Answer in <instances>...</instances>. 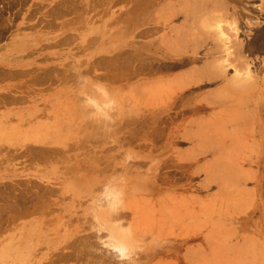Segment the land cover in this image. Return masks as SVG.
Wrapping results in <instances>:
<instances>
[{"label":"rangeland","instance_id":"rangeland-1","mask_svg":"<svg viewBox=\"0 0 264 264\" xmlns=\"http://www.w3.org/2000/svg\"><path fill=\"white\" fill-rule=\"evenodd\" d=\"M213 1L226 2L231 9L226 12L209 6L192 15L193 9L202 7L206 0H90L58 4L59 42L72 41L68 35L72 27L67 22L78 17L76 13L64 15L69 8L86 7L90 24L99 19L104 26L114 23L128 33H109L105 29L100 36H90V45H101L103 56L101 67L95 69L100 72L98 80L90 82L89 89L78 91L83 130L76 132L80 145L69 166V178L77 196L82 189L86 191L77 201L67 200L68 227L63 230L72 244L59 251L56 259L40 260L26 252L20 254V262L264 264V145H257L258 138L247 140L240 158L228 164L236 175L235 192L228 199L221 197L217 182L203 187L205 172L197 170L217 156L198 157L192 160L193 165L179 161L187 154L194 157L192 141L183 137L184 131L195 133L194 123L200 124L224 111L211 105L194 114L178 107V103L183 98L207 96L222 84L221 78L200 80L195 69L206 59L219 57L223 42L216 26L219 22L229 29L234 14L239 19L237 16L242 13L245 21L252 20V24L241 23L238 38L229 36L224 26L222 29L229 38H235L234 42L249 43L244 61L250 72L254 71L251 74L258 76L264 95V47L260 46H264V0ZM78 20L82 21L81 16ZM200 39L206 42L194 48ZM234 42H228L233 46L232 56ZM209 51L213 52L212 57L205 56ZM231 63L225 69L227 78L237 72L236 62ZM237 73L244 74L246 70ZM189 80L194 81L179 89L178 98L168 103L177 94L175 87L180 86L179 82L183 86ZM189 169L196 173L191 176ZM140 184L145 190L138 193ZM14 199L18 200L17 196ZM13 240L19 244L11 243ZM21 242L11 236L0 244V264H12L13 251L28 250Z\"/></svg>","mask_w":264,"mask_h":264},{"label":"crops","instance_id":"crops-1","mask_svg":"<svg viewBox=\"0 0 264 264\" xmlns=\"http://www.w3.org/2000/svg\"><path fill=\"white\" fill-rule=\"evenodd\" d=\"M75 2L90 0H0V208L9 209L0 210V244L13 236L28 249L13 251V258L29 252L53 260L72 244L63 230L67 200L86 191L77 196L69 178L80 145L76 132L83 130L78 91L98 80L103 56L90 36L105 29L128 33L99 19L90 24L86 7L69 8L64 15L76 13L82 21L73 16L67 22L72 41L59 42L58 4Z\"/></svg>","mask_w":264,"mask_h":264},{"label":"bare ground","instance_id":"bare-ground-1","mask_svg":"<svg viewBox=\"0 0 264 264\" xmlns=\"http://www.w3.org/2000/svg\"><path fill=\"white\" fill-rule=\"evenodd\" d=\"M219 2L218 1H213V0H206V3L202 7H199L198 9L197 8L193 9V12H192L193 14L192 15H196L199 12L205 11L207 9V7H209V6H212L214 10L215 9L216 10H222V11H226V12H227V10L231 9L228 3L224 2V3H220L219 4ZM209 3H211V5H209ZM235 8H237V7H235ZM243 10H244V8H243ZM176 12L178 13V11H176ZM177 13H175L174 16H176ZM167 15H168V13H167ZM241 15H243V14L241 13ZM241 15L237 16V17H239V19L235 18L236 17L235 14H234V16L232 15V17H231L232 18V22H230L231 24L229 23V25L232 26V27H230L229 29H225V26L221 25L218 22V24L216 26L217 27L216 30H218L219 38H221L220 41L223 42V45L221 46V49L218 51V53L220 55H219V57L214 58L211 61L206 59L205 61H203L202 65H200L199 67H197L195 69L196 76L200 80H205L206 79L207 81H214V80H217V79L221 78L222 79V84L217 86L215 91L209 93L207 96L197 97V98L192 99V100H190V99L184 100V98H183V99H180L179 103L177 101L178 107H180V108H188L187 111H190V112H192L194 114L198 113L200 110L207 109L211 105H214V107H216V108H218V107L222 108L224 110V111L221 112L220 116H217L215 118L210 116L211 118L209 120H204L203 119L200 124H199V122H197V124L194 123L195 126L197 127L196 128L197 130H196L195 133H189V132H187V130L184 131L183 137L187 138V139H190L192 141V146L194 148L193 149L194 151L192 150L193 151L192 153L194 154V157H192V154H191V157H189L190 154H187V155H184L182 158L180 157L179 161L182 160L183 162H188V163L190 162L191 163L193 159H197L198 157L205 158L208 155H210L212 157L217 156L216 159L213 162H211V161L209 162L208 161L207 163H204L203 166L200 167L197 170L198 171L201 170V171L205 172V175H206V179L205 180L206 181L203 183V187L207 188L210 185H212L213 183L217 182L220 185V188H221V193H220L221 197H224L226 199L231 197V195L235 192V191H233V189L236 187V183H235V181H233L234 178L236 177V175L233 176L232 171H231L232 168L228 164L232 163L233 160L237 161L240 158V152H241L243 146H247L248 145L247 140L258 138L257 145H259V146L260 145H264V143H262L263 140H264V95H263V91L261 89L262 88V84L258 80V76L257 75L251 74L254 71L250 72L249 65L246 64L247 62L244 61V56L246 55V52L248 51L247 46H248L249 43L248 44L246 43V45H245L243 43H240L239 41L238 42H234V41H236L235 38H232V37H231L232 39L229 38V36H233V37L235 36V37L238 38L237 35L240 33L239 25H241V23L242 24L244 23L245 25L252 24L251 23L252 20L249 21V19L248 20L246 19V21H245L244 16H241ZM217 20H218V18H217ZM221 23H222V21H221ZM206 26H207V24H206ZM222 26H224V30L225 31L230 32V34L226 32L227 34H229V36L224 32V30L222 29ZM192 27L195 28V25L193 24ZM260 38H263V36L261 37V34H260ZM191 40L193 41V39H191ZM229 40L231 42L233 41L234 43H236L235 44L236 47L234 46L236 48L235 52H234V55H233L234 57L232 56L233 52L230 51V47L232 45L231 46L228 45ZM195 41H197V40L195 39ZM205 42H206V39H200L198 42L195 43L194 48L202 47ZM234 43H232V44H234ZM229 44H231V43H229ZM253 44H251V46ZM255 46H256V44H255ZM260 46L264 47L262 45H260ZM173 48H176V44H175V46ZM232 48H233V46H232ZM251 49H254V48H251ZM255 49H257V47ZM258 50H259V48H258ZM206 55H208L209 57H212L213 56V52H211V51L206 52L205 56ZM147 58H149V57H147ZM221 58H224V59H223L222 62H219ZM216 59H218L219 61L216 60ZM231 61H235L236 62L234 64V67L236 68L237 72L238 71L241 72V70H246V73L242 74V73H237L236 72L237 73V74L235 73L236 75L234 74V76H232L230 78H227V76H225V71L227 70L226 67H228V65L232 64ZM227 62H230V63H227ZM141 66H142V64H141ZM138 67H139V65L137 66L136 69H138ZM193 81L194 80H189L186 83H184L183 86L179 82L180 86L175 87L176 88L175 92L177 94H175L173 97H170V99L168 100V103H170L171 101H173L176 98H178L179 89H182V87L190 85ZM250 93H253V95H250ZM189 95H191V94H189ZM186 96H188V95H186ZM187 98H189V97H187ZM190 130L191 129H189V131ZM242 154L244 155V153H242ZM263 157H264V151H263ZM191 165H193V163H191ZM189 168L192 169V166H190ZM189 172L191 173V176H192L194 173H196V170L193 171V170L189 169ZM237 177H239V176H237ZM140 185L141 186L137 187V189H136L138 193L145 190V186H142V184H140ZM6 194H8V192ZM3 195H4V193H3ZM3 195H2V197H3ZM5 200H7V199H5ZM164 205L165 204H163V206ZM135 206H137V205L135 204ZM1 207H2V205H1ZM6 207H8V205ZM14 207H16V205ZM3 209L4 208L2 207V210ZM7 209H4L3 211H5ZM171 209H169V211H170L169 214L171 213ZM0 210H1V208H0ZM8 211H9V209H8ZM165 211H167V210H165ZM145 214H147V213H145ZM12 217H14V216H12ZM2 219H3V217H2ZM6 219H10V218H6ZM241 220H242V217H241ZM2 222L0 221L1 226L3 224ZM4 222H6V220ZM205 223L207 225V222H205ZM122 233H124V231ZM128 238H129V236H128ZM200 238H201V236H200ZM123 246H125V245H123ZM125 248L128 249V247H125ZM129 248H131V247H129ZM201 248H203V247H201ZM204 249H205V247H204ZM194 251H192L193 252L192 254L197 252V250L195 252ZM188 252L190 253L189 249H188ZM199 252H197V253L200 254ZM203 254H204V252H203ZM11 261H13L12 264H24V262H20L19 258L12 259ZM3 264H5V263L3 262Z\"/></svg>","mask_w":264,"mask_h":264}]
</instances>
